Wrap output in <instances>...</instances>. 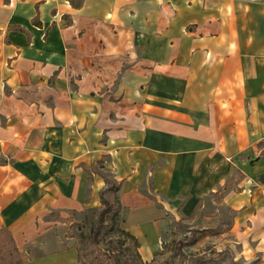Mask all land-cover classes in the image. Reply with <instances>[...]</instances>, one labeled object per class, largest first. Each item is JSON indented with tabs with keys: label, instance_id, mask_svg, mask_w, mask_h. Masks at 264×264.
<instances>
[{
	"label": "crops",
	"instance_id": "0c3cea01",
	"mask_svg": "<svg viewBox=\"0 0 264 264\" xmlns=\"http://www.w3.org/2000/svg\"><path fill=\"white\" fill-rule=\"evenodd\" d=\"M103 200L146 263L220 203L264 264V0H0V244L83 264L29 251Z\"/></svg>",
	"mask_w": 264,
	"mask_h": 264
},
{
	"label": "rangeland",
	"instance_id": "374dc122",
	"mask_svg": "<svg viewBox=\"0 0 264 264\" xmlns=\"http://www.w3.org/2000/svg\"><path fill=\"white\" fill-rule=\"evenodd\" d=\"M108 202L112 211L102 219L99 212L51 216V230L44 239L46 247L33 248L29 256L73 247L83 264H255L240 260L233 248L232 216L221 209L220 203H213L214 209L209 204L193 224L169 219L164 251L146 263L139 255L137 242L126 233L119 204ZM19 259L22 261L10 237L2 235L0 264Z\"/></svg>",
	"mask_w": 264,
	"mask_h": 264
},
{
	"label": "trees",
	"instance_id": "16d2710c",
	"mask_svg": "<svg viewBox=\"0 0 264 264\" xmlns=\"http://www.w3.org/2000/svg\"><path fill=\"white\" fill-rule=\"evenodd\" d=\"M118 203V202H117ZM119 204V203H118ZM112 208H113V206H112V204L110 203V202H108V201H106V200H103V209L102 210H100V211H98L99 213H100V215H101V219L105 216V215H107V214H109L111 211H112ZM126 233L133 239V240H135L134 239V237H132L127 231H126ZM136 241V240H135ZM137 242V241H136ZM138 244V243H137ZM139 247V246H138ZM15 252H17L18 253V251L17 250H15ZM21 260L19 259V260H17V261H15V262H12V263H10V264H21Z\"/></svg>",
	"mask_w": 264,
	"mask_h": 264
}]
</instances>
